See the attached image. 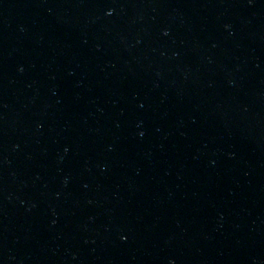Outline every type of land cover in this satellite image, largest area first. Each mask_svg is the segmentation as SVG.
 Returning <instances> with one entry per match:
<instances>
[{
	"label": "water",
	"instance_id": "obj_1",
	"mask_svg": "<svg viewBox=\"0 0 264 264\" xmlns=\"http://www.w3.org/2000/svg\"><path fill=\"white\" fill-rule=\"evenodd\" d=\"M0 264H264V0H0Z\"/></svg>",
	"mask_w": 264,
	"mask_h": 264
}]
</instances>
